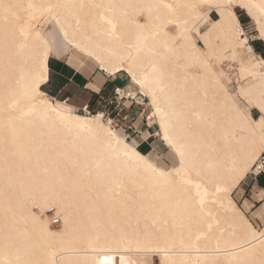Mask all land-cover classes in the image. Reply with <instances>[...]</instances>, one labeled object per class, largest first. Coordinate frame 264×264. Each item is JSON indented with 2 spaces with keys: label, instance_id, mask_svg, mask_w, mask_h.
<instances>
[{
  "label": "bare ground",
  "instance_id": "bare-ground-1",
  "mask_svg": "<svg viewBox=\"0 0 264 264\" xmlns=\"http://www.w3.org/2000/svg\"><path fill=\"white\" fill-rule=\"evenodd\" d=\"M226 5L0 0V264H94L99 247L113 250L114 264H156L154 258L157 264H264V224L254 228L231 199L253 172L233 184L235 171L264 138L258 107L264 60L247 44L237 46L234 7L245 10L261 36L264 0ZM53 56L104 77L124 73L125 94L147 98L149 123L157 125L171 166L139 151L102 113L56 107L42 91ZM224 61L236 65L235 89L221 69ZM41 70V94L25 99V86ZM154 99L170 135L185 145L183 165L163 139ZM146 161L166 175H154ZM257 197L260 218L264 190ZM56 219L60 226L53 229Z\"/></svg>",
  "mask_w": 264,
  "mask_h": 264
},
{
  "label": "rangeland",
  "instance_id": "rangeland-1",
  "mask_svg": "<svg viewBox=\"0 0 264 264\" xmlns=\"http://www.w3.org/2000/svg\"><path fill=\"white\" fill-rule=\"evenodd\" d=\"M234 11L238 17L241 27L244 30V37L247 38V45L251 48L255 58L264 60V41L260 36L256 22H254V20L246 14L245 10H243L240 7L238 6L234 7ZM209 12H210L209 13L210 18L212 20H216L218 18L214 8H211ZM207 27H208L207 25L202 27L201 31L204 32L207 29ZM196 43L198 44L199 47L203 48L199 40L196 41ZM228 63L229 62L224 61L223 64H221V69L223 68L222 70H224V72L228 74L230 78L233 80L231 83L235 89L237 85V77H236L237 68L235 64L233 63L228 64ZM116 79H117V84H121V82H123L125 87L129 84L128 77L124 73L117 75ZM132 90H135V88L132 87ZM135 92L137 93L136 90ZM112 96H113V91L108 93L106 96H102L103 100L99 99V101L98 102L96 101L95 103L93 101V104L88 107L87 112L89 114H97L102 112L105 113L104 115L105 119L112 120V126L114 127L116 132L121 137L126 138L128 142L131 141V144L140 151L141 139L147 136V132L155 135V133L158 130L156 124L149 123L148 121L150 109L148 108L149 106H148L147 98L142 97L140 96V94L137 93L136 96L141 98L137 100V102L140 104H136L134 103V101L130 99L122 100L119 103H114L113 107H115L116 111L118 112V116H115L116 113L115 110H114L115 113L112 114L110 113V111L113 109L111 108L112 105L109 104V100L112 98ZM106 112H108V114ZM251 112L253 117L255 119H258L260 114L256 110H251ZM155 137H156V141H158L159 138L157 136ZM165 154L166 157L170 158L167 150L165 151ZM158 162H160L161 164L167 167V166H171L172 159L171 161L163 160L162 162L158 160ZM250 181H251V177L248 174L246 179L244 180V184L242 185V188H246V185H249V187L247 193L242 197V199L240 198L242 193L238 190L240 189V187L238 189L232 190L231 199L233 201L234 206L241 209L244 212L245 216L248 218V220L251 222L254 228L260 229L264 224V215L260 218L257 217V212L263 203L257 197V194L259 193L261 188L254 183L252 188L253 189V194H252V192H249L251 188ZM260 183L261 185L264 186V175L260 177ZM244 199H248L252 204L250 205L249 202ZM245 201L248 202V210H245L243 208V203ZM47 214L52 215L53 212L48 211ZM59 226H60V222L58 219L54 220V222L51 223V227L53 229H58ZM156 261L157 259L154 258V262L157 264L158 261L157 262Z\"/></svg>",
  "mask_w": 264,
  "mask_h": 264
},
{
  "label": "crops",
  "instance_id": "crops-1",
  "mask_svg": "<svg viewBox=\"0 0 264 264\" xmlns=\"http://www.w3.org/2000/svg\"><path fill=\"white\" fill-rule=\"evenodd\" d=\"M88 67L86 69H76L70 65L65 58L53 56L48 60V78L47 82L42 86V91L53 99L56 107L66 112H79L85 107H89L102 96H106L115 86L125 87L124 83L117 84L116 76L104 77L96 68ZM79 110V111H77ZM137 142V141H136ZM139 145V144H138ZM139 147V146H138ZM140 151L142 153L153 152L156 160H169L166 157L165 149L160 147L156 137L147 132V136L141 139ZM160 156V157H159ZM262 177V176H260ZM260 177L256 182L250 181V190L253 194V184H257L262 190L264 186L260 183ZM238 189L242 197L247 193L249 185L246 188ZM252 203L248 199H244ZM243 200V201H244Z\"/></svg>",
  "mask_w": 264,
  "mask_h": 264
},
{
  "label": "snow or ice",
  "instance_id": "snow-or-ice-1",
  "mask_svg": "<svg viewBox=\"0 0 264 264\" xmlns=\"http://www.w3.org/2000/svg\"><path fill=\"white\" fill-rule=\"evenodd\" d=\"M231 0H228V5L225 7L230 6ZM243 6V5H242ZM29 7H34L33 5H29ZM217 7H220L217 5ZM231 15V13H229ZM232 29L234 34L236 35V43L239 47H244L247 44V39L244 38V30L240 26V24L232 20ZM261 36L264 37V25L261 26ZM250 51V50H249ZM262 64H264V61H261ZM133 80L136 81V83L140 84L141 87L144 86L143 81L137 79V77L133 76ZM45 80V75L43 73V70H41L38 74H35L31 77L30 83H28L25 86V91L23 92V97L25 99H34L36 96H39L41 94L40 92V85ZM244 93L242 92V95ZM45 104H47V101H44ZM249 103H251L249 101ZM154 106H156V112L153 113V115H161V127L164 130V141L168 144V146L172 149V151L180 157L181 165L184 163V156H185V145L182 143V141L172 135H170L168 130V125L165 121V113L159 108V106L156 104V101L154 99L153 101ZM260 108V111L264 113V103H261L258 105ZM48 111L50 113H54L56 116H58L62 121L67 119V113H61L55 106L48 105ZM152 117L149 116L148 120L151 122ZM261 124L264 125V116H261ZM107 135L110 138H115V134L112 131H108ZM118 144L120 143L119 140L116 141ZM142 159V158H141ZM259 166L257 169L256 166ZM145 168L147 170H150L154 175H157L159 177H164L166 175L165 172L161 171L158 167L153 166V164L150 161H146L144 164ZM253 170H260L264 171V138L261 139L259 146L254 147L253 150L249 153V158L246 161L245 165L235 171V175L233 176V184L239 183L241 180L244 179L245 175L249 171ZM226 190V189H225ZM264 236V233L261 234ZM93 251L96 253V257L94 260V264H114V252L111 248L108 247H99L96 249H93Z\"/></svg>",
  "mask_w": 264,
  "mask_h": 264
},
{
  "label": "built area",
  "instance_id": "built-area-1",
  "mask_svg": "<svg viewBox=\"0 0 264 264\" xmlns=\"http://www.w3.org/2000/svg\"><path fill=\"white\" fill-rule=\"evenodd\" d=\"M112 91H113V96H112V98L109 100V104L112 105L111 108H113V109L110 111L111 114H112V113H115L114 110L116 111L115 107H113V104H114V103H119V102H121L122 100H128V99H130V100L134 101V103H136V104H140V103L137 102V100H138V99H141V98H139L138 96H135L134 99H131V98L128 97V94H125V92H126V87L115 86V87L112 89ZM120 92H121V93H120ZM100 99L103 100L102 97H101ZM132 104H133V103H132ZM87 109H88V107H85V108H83V109H81V110H87ZM106 113L108 114V112H106ZM102 114H103V116L105 115V113H103V112H102ZM115 116H118V112H117V111H116V113H115ZM111 121H112V120H111ZM256 168L258 169L259 166L257 165ZM262 175H264V171H260V170H253V172L250 173V177H251V179H252L253 181H256V179H257L258 177L262 176ZM56 220H57V219H56Z\"/></svg>",
  "mask_w": 264,
  "mask_h": 264
}]
</instances>
